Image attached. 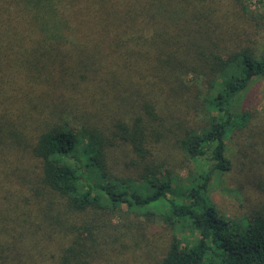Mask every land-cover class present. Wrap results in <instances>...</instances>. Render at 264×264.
Here are the masks:
<instances>
[{
  "label": "trees",
  "instance_id": "obj_1",
  "mask_svg": "<svg viewBox=\"0 0 264 264\" xmlns=\"http://www.w3.org/2000/svg\"><path fill=\"white\" fill-rule=\"evenodd\" d=\"M245 1L0 0V264H41L73 233L50 264H97L83 214L122 205L173 231L151 264H264V113L245 212L209 195L249 121L241 94L264 80V12Z\"/></svg>",
  "mask_w": 264,
  "mask_h": 264
},
{
  "label": "rangeland",
  "instance_id": "obj_2",
  "mask_svg": "<svg viewBox=\"0 0 264 264\" xmlns=\"http://www.w3.org/2000/svg\"><path fill=\"white\" fill-rule=\"evenodd\" d=\"M245 4L249 11H253L251 13L254 16L259 11L264 12V3L259 4L255 0H248L245 1ZM263 42L264 26L257 37L258 49ZM184 78L188 80L189 74L185 75ZM239 101L241 108L250 114L249 121L243 129H235L229 135L226 143V155L231 160L232 168L218 175V179L213 181L209 192L210 199L220 213L230 217H237L244 213L248 205L247 176L244 175L241 169V163L247 155V144L251 139L248 133L252 130V127L259 124V120L264 113V80H254L248 89L241 94ZM244 151L246 152L244 153ZM178 171L181 177L187 175L184 169H178ZM101 213L96 212L95 219H92L91 215L83 214L87 227L95 228L94 233H90L86 229L82 231L83 235L90 236L86 237L84 242L89 246L86 245V250L92 254L95 263L151 264L162 256L168 236L170 232H173L163 223L156 220L147 224L141 217L136 219L132 213L126 212L125 205H122V214L119 216L110 215L108 219L102 221ZM69 221L71 220L69 219ZM136 222H144L148 227L140 230L138 227L140 224ZM73 235L74 233L66 238H58L60 235H57L54 239L49 237L45 242L42 240V246H45L41 253V259H43L41 264H50L49 257H51L55 247L59 244H67L72 240ZM177 236L179 238L185 236L189 239L193 237V234L178 232ZM88 238H95L94 242L96 243H98V240L106 243L102 244L100 248H95V243L91 245Z\"/></svg>",
  "mask_w": 264,
  "mask_h": 264
}]
</instances>
